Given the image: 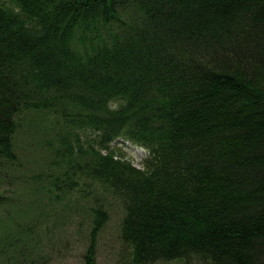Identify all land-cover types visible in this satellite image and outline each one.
I'll return each mask as SVG.
<instances>
[{
	"label": "trees",
	"instance_id": "trees-1",
	"mask_svg": "<svg viewBox=\"0 0 264 264\" xmlns=\"http://www.w3.org/2000/svg\"><path fill=\"white\" fill-rule=\"evenodd\" d=\"M0 183L4 251L117 202L132 264H264V0H0Z\"/></svg>",
	"mask_w": 264,
	"mask_h": 264
},
{
	"label": "rangeland",
	"instance_id": "rangeland-1",
	"mask_svg": "<svg viewBox=\"0 0 264 264\" xmlns=\"http://www.w3.org/2000/svg\"><path fill=\"white\" fill-rule=\"evenodd\" d=\"M118 147L124 151L128 158L138 167L142 166L146 150L141 147L131 145L129 142H118ZM0 189H4L8 194H13L11 187L0 183ZM76 192V197L83 196ZM75 197V198H76ZM78 199V198H77ZM87 198L84 199L86 201ZM80 202L83 200L80 199ZM8 203V204H7ZM11 200L4 202L0 207V238L4 234L7 223V211L14 206ZM76 204H74L75 206ZM77 206V205H76ZM80 209V207H77ZM77 208L73 214L75 218L68 220L61 216L54 218L50 222L44 223L41 234L36 240H32L30 249L26 250L27 258L20 253L21 246L16 248L0 249V264H85L84 254L88 244L89 221L83 220V212L77 213ZM110 219L101 231L97 247L96 264H132L130 251L125 250L119 237L123 210L117 202L109 206ZM82 219V220H81ZM27 258V259H26ZM150 264H206L197 258L187 260L165 261L160 260Z\"/></svg>",
	"mask_w": 264,
	"mask_h": 264
}]
</instances>
